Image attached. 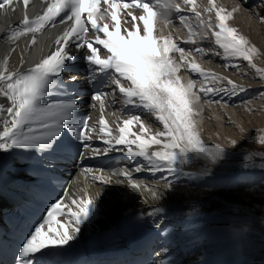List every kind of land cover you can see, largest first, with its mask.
Segmentation results:
<instances>
[{"label":"snow or ice","instance_id":"1","mask_svg":"<svg viewBox=\"0 0 264 264\" xmlns=\"http://www.w3.org/2000/svg\"><path fill=\"white\" fill-rule=\"evenodd\" d=\"M15 0H0V9L11 7ZM25 10L30 0H22ZM107 5L104 12L110 16L111 24L103 22L101 14V0H49L46 10L35 19L26 14L22 20L23 27L13 30L8 39L15 42L21 36L33 34L32 43L35 44V33L41 32L46 26H55L57 17L61 22L71 21L56 44L54 52L43 58L34 67L25 72L10 71L8 58L0 62V96L6 98L10 106L0 105V151L8 152L13 149H51L53 142L60 133L67 131L82 143L90 141L89 120L85 117L82 122L77 121L75 112L78 108L74 99L54 100L42 103L50 95L53 88L64 87L62 74L70 70L67 62L75 59L68 47L73 40L78 41L76 47L84 49V59L91 66L92 79L100 74L101 83H111L117 86L119 93L124 96L127 105H138L152 113L162 125L163 130L151 133L140 116H130L118 125V134L113 135L109 122L103 116L107 93L97 91L92 97L99 102L101 117L98 121L101 137L108 145L105 149H91L94 155H107L112 151H122L117 145L125 146L129 157H142L154 170L167 169L178 171L177 165L190 162L193 158H204L212 164L223 159L226 150L219 144L208 146L204 143L199 129V115L195 107L200 100V93L216 95L220 92H237L245 90L231 79L220 77L208 72L199 64L189 62L184 49L171 36L156 35L160 12L158 8L175 9L181 12V4L176 0H103ZM185 6L199 20V23L211 30L215 44L223 50L226 58H239L248 62L256 74L264 79V68L257 67L253 62L258 53L255 45L238 29L229 25L228 21L234 18L237 8L228 10L217 5L216 0H209L205 9L208 13H215L216 24L213 26L211 15L208 20L202 18L198 11L197 0H183ZM142 10L143 14L136 16L132 12L126 15L131 17L133 28H124L122 34L121 14L129 8ZM186 17L181 16L183 22ZM125 23L129 21L125 20ZM170 23V21H168ZM89 27L94 32V38L89 39ZM191 34L189 41L195 43L194 33L186 25ZM218 29V30H217ZM208 33L206 32L205 35ZM102 50L106 55L102 56ZM197 53L204 51L196 48ZM173 52L180 53L182 64H177L172 58ZM183 64L190 70L213 82L211 86H201L196 90V81L184 83L178 73ZM71 79L75 81L76 77ZM226 80L228 88L217 86L215 82ZM70 123V127L65 124ZM138 126L140 131L134 132ZM264 143V137L260 138ZM235 145L236 141H232ZM153 145H159L158 150L150 151ZM85 147H90L84 143ZM135 146V150L133 148ZM143 169L137 167L136 172ZM86 171L92 172V169ZM126 177L133 189H141L142 185L132 180L131 172L127 169L114 173ZM105 184L112 182L111 176L105 177L101 172L95 176ZM96 200L90 195L79 199H72L71 204L63 201L53 203L47 216L38 223L29 233L19 250L22 264H33L37 254L43 255L45 250L69 245L81 231V225L91 218L96 210ZM162 208L153 209V213L162 212ZM68 217L65 223H60L57 216ZM53 224L58 227H53Z\"/></svg>","mask_w":264,"mask_h":264},{"label":"bare ground","instance_id":"2","mask_svg":"<svg viewBox=\"0 0 264 264\" xmlns=\"http://www.w3.org/2000/svg\"><path fill=\"white\" fill-rule=\"evenodd\" d=\"M257 1L261 2V0H216V3L218 6L224 7L228 10H231L233 8L238 9V11L234 14V18L232 20L228 21V23L230 26L237 28L239 33L243 34L245 37H247V39L250 41V43L252 45H255V47L259 50L258 53L254 56L253 61L257 65V67L262 68L261 65L258 64V62L262 61L264 59V49H263L262 43H261V42H263V41H261V39H262L261 37H264V34H263V32H264L263 31L264 30V20L261 18V17H264V8H261L262 6L259 7L256 4ZM197 3L199 5L198 11H200L202 13V16H203L202 18L204 20H208L209 16L211 15V22H212L213 26H215V24H216L215 13L213 12L210 14L207 11H205V9L209 6V0H197ZM262 3L264 5V1ZM253 4L256 5L257 13H254L253 11L247 12V9H250ZM46 6H47V2H42L41 0H35L33 2V4L31 6H29L25 11L19 10V11H15L14 13L8 12L6 14H0V62H2L5 57H7L8 58V68L10 71H20L24 68H27L31 64L36 63L37 61L41 60L42 58H44L46 55L50 54L54 50V48L52 47L53 42L56 39V36L54 34H49V35H45V36L40 37L35 42V44H33L32 41H30V40L24 41V42H16L14 44L2 41V37L4 36L5 32L11 28V26L14 22H16L18 19L21 18V15L25 16V14H26L27 16H30L33 14L34 11H37L41 8H45ZM190 23H192L193 25H198L200 28L194 29V32L197 33V35L192 36V39L195 40V43L188 42L190 36H188V34H185L186 38L184 40H185V42L189 43V46L188 47H182V48L184 50H188V51H184L185 56L187 57L188 61L197 63L201 66H204V68L203 67L202 68L205 69L206 71H208L209 69L210 70H214V69L220 70V68H218L217 66L223 68L224 65H222L221 62L216 61L213 56H211L210 54L207 55L208 53L205 52V49L207 48V44L209 43V46L213 48V49H211V51L209 50V52L217 51L218 53H221L223 55V50L220 49L218 46L215 47L213 45L214 44V37L211 35V31L208 29H207V31H205V26L201 25L199 23L198 19L195 21L191 20ZM200 30L204 31L205 33L207 32L208 34L207 35H205V33L201 34ZM167 35L169 36V33L164 32V36H167ZM196 48H202V49H204V51L201 53H197L195 51ZM222 55H218V56L221 57ZM223 57H224V55H223ZM172 58L174 59V61L177 64H180V62H181L180 53H178L176 56H174ZM231 59H234V58H231ZM238 60L240 62L237 64H236V62H233L232 67H236L239 64L241 65L244 62L248 64V62H246L243 59L238 58ZM263 64H264V62H263ZM185 65L186 64H183L184 67L183 66L181 67L180 72L185 71L187 74H179L180 73L179 72L178 75L181 77V79L184 83H187L189 80H193L194 78H196L198 80V86L196 85V87L200 88L202 86V78L203 77H201L200 75L195 73L194 74L195 77L193 78L192 73H194V72L191 73L190 72L191 70L188 67V65H186V66ZM187 67H188V69H187ZM223 70H225V69H223ZM238 70H239V67H238ZM252 71L254 72V75L251 76L252 80L253 79L262 80L256 74L254 69H250V72H252ZM234 72H236V71H234ZM228 74H230V73H228ZM228 74H227V76H228ZM223 75L225 76L226 74H223ZM235 80H236V78H235ZM237 81H238V79H237ZM248 81H250V80H248ZM257 83H259V82H257ZM239 84L242 85L241 83H239ZM254 85H256V84H254ZM251 86H253V85H250V88H252ZM260 92H263L262 95L264 96V91H260ZM219 94H220V97H222L220 99L221 102L226 103V101L229 100V98H230V95L226 94V92H224V93L220 92V93L216 94L215 96H217ZM244 94L246 95V97L258 95L257 91H254L253 89L252 90L249 89V90L245 91ZM199 95H201V94H199ZM234 96H236V95H234ZM109 97L112 98L114 104H117V106L123 105L124 108L129 109V105L124 103L125 98L121 97V94L119 93L118 89L114 88V91L111 92V96H109ZM262 98H264V97H262ZM201 99L202 98H200V100L195 105V107L199 111V115L196 116L195 119L198 121V129H199V132H200V135H201L203 141L208 142V143L212 142L211 144H213V145L219 144L224 149L225 148L229 149L233 145L232 141L234 139L237 140V138L230 139L228 137H225L222 134L223 132H217L215 134L209 133V135H208L209 138L205 136V133L203 130H205V128H206V123H205L206 121L205 120L207 119V117H209L208 112L211 111V113H213V116H214V114H216L218 117H221V118L223 117L224 113L222 111H220L221 106H218L219 104L218 105L214 104L211 101L203 103V102H201L202 101ZM234 100L235 99H233L232 104H233ZM254 101H257V100H254ZM221 102H220V104H222ZM224 103H223V105H225ZM255 103H257V102H255ZM258 103H260V101ZM0 105H3L5 107L10 106L9 102L7 100H5L2 96H0ZM225 106H227V105H225ZM247 106H248V104H247ZM241 107H242V111H244L242 105H241ZM251 108L253 109V107H251ZM206 110H208V111H206ZM251 110H249V112ZM226 111H227L226 113H228V114H232V113L236 112V111H233L231 109L226 110ZM256 112H254V114ZM258 115H260V114H258ZM258 115H257V117H258ZM109 116H110V113L106 112L104 118H106L108 121H111V118ZM127 118H129V116L125 117V119H127ZM221 118H219V119H221ZM99 119H100V117H98V121H99ZM113 119L115 120L116 117L114 116ZM142 121L151 130L152 134H155L156 132L163 130V127L161 124L158 125L156 123H153L151 120L150 121L149 120H142ZM208 122H210V121H208ZM216 122H217V120H216ZM216 126H218V125H216ZM241 127H243V126L241 125ZM250 129H251V127H250ZM133 130H134V132H137V133L140 131L138 126H134ZM241 130H242V128H241ZM224 131H226V130H224ZM243 131H244V129H243ZM159 147H160L159 145H153L150 148V151L158 150ZM233 148H234V146H233ZM230 149L232 150V148H230ZM2 153H4V152L0 151V158L2 157ZM141 164H142V162H141ZM141 164L137 165L136 162H134V164H132V166L129 164V166L127 167V170H129L131 172L132 180H134V181H136L142 185L141 189H133L131 187L130 181L128 179L124 180V178H123V180H122L121 175L119 177V175H116V174H115L114 178L111 177L113 180L110 183V185L109 184H106V185L101 184L103 182L96 179L95 176L90 177V182L85 181L83 184H77L76 185V187H79V189L73 190L72 196L75 199H79L85 195H90V196L94 197L96 200V205H97L96 208L99 211V217L97 220H92L90 218L88 221H86L84 224H82L80 226L81 231L79 234H77V237L75 240L82 238L84 236H87V235L94 234L103 228L116 225L120 221H122V220H124V219H126L132 215H135V214L141 212L142 210H146L149 208H157V207L163 208V207H165L167 210H171V208H180L186 214L184 216H182L181 219H179L180 217L177 219L170 217V218H168L169 219L168 223L164 222V224L162 225V229H163V231H162V233H163L162 249H165L166 246H167V249H165L159 255L155 264H175V263H178L179 262L178 258H181L182 256H184V254L182 255V251L185 248L188 249V256L185 257L181 261V264H244L245 263V256H248L251 253L250 250L255 251V247L259 246L260 242L252 243L251 240H249L247 238H243V241L239 240L238 246H236L233 249L230 248L229 247L230 242L232 244H234L232 241H230L232 239V237H234L233 233H231L233 231L232 230L233 227H227L226 224L227 223L232 224V222L235 223L237 221V219L244 218L245 222H247V224H249V225H247L248 227H250V226L263 227L264 225L261 223H264V218H263V220L262 219H251L248 216H246L245 214L244 215L239 214L238 216H235V214L238 213L236 211H238L239 208H237L238 207L237 205H232L229 203L228 200H225L223 198V196H225L226 192H221L219 194H216V192L210 191V193L215 194V197H216L215 199H212L210 196H213V195H210V196L207 195V193H206L207 191L202 190V189L196 190L194 188L192 189V188H187V187H179V186L176 187V186H174L175 188L170 187L169 189H171V190H168L166 187H164L162 185H158V186L155 184L148 185L147 182L146 183L139 182V180L145 178L144 174L135 171V169L137 167H141ZM249 164H251V162ZM255 164H256V162H255ZM213 165H215V164H212L207 159L193 158L190 162L183 164L182 166H185L187 168V170L191 169L192 172H194V173H195V171H197V172H200V173H203L206 175L217 176L218 175V171H217L218 167H217V169H215L216 167H214ZM216 165H220L219 161L216 163ZM185 167H184V169H185ZM255 167H257V166H255ZM221 169H222V167H221ZM237 169H238V167H237ZM255 170L256 169H254V171ZM189 171H188V173H189ZM205 171H208V172H205ZM251 171H252V169H251ZM157 172L161 173L160 170H157ZM110 174H112V173H110ZM232 174H234V173H232ZM108 176H110V175L108 174L106 177H108ZM204 179L207 181L209 179V176H205ZM231 182H233V181H231ZM242 185H243V183H242ZM241 189L242 190L237 191V192H240L238 195L239 197L236 198V196H235V198H234V200H236L237 202H241L242 199L244 200L245 198H247L250 195L249 193L245 192V190H246L245 188H244L245 190H243V188H241ZM254 189H256V188H254ZM236 190H238V189H236ZM170 191H172V192H170ZM176 191L178 193L177 195H175ZM220 194H222V196H219ZM233 195H236V193H234ZM258 196H259V194H258ZM244 202H247V200ZM242 204H244V203H242ZM246 206H247V204H246ZM197 207H199L202 211H206V212L203 215H199L197 212L198 209H196ZM251 207L253 208L254 206H251ZM163 210L166 211L165 209H163ZM190 211H195V213L190 215V213H189ZM213 211L218 212V213L219 212H227V213H233V214H230L231 216H229V214H227L226 216H223L222 219H219V218L216 219L215 216L212 213H210ZM253 221H255V222H253ZM213 223L216 225L211 227V224H213ZM180 227L184 228V231L187 232L185 239L180 237V234L178 233V228H180ZM193 234H196V237L201 236L202 240L201 241L198 239L192 240L190 238V236ZM177 242H178V245H181L182 251L178 248ZM213 242H214V245L218 247V249L224 250L222 252V255L225 256L224 260L222 258L217 259V258L208 256V255L204 256L203 258H200L201 255H199V254H201V253L200 252L195 253L197 248L205 247L207 245H212ZM243 247H248L249 251L243 255H238L241 248H243ZM189 249H190V251H189ZM196 257H199V259H196Z\"/></svg>","mask_w":264,"mask_h":264},{"label":"rangeland","instance_id":"3","mask_svg":"<svg viewBox=\"0 0 264 264\" xmlns=\"http://www.w3.org/2000/svg\"><path fill=\"white\" fill-rule=\"evenodd\" d=\"M263 1L264 0H261V2L257 1L256 4L259 7L262 6L261 8H264V5L262 3ZM250 11L257 13V8H256L255 4H253L250 9H247V12H250ZM261 18L264 20V17H261ZM205 31H207L206 28H205ZM200 33L203 34L205 32L201 31ZM263 34H264V32H263ZM261 38H262L261 41H263V42H261L262 47L264 49V37H261ZM213 45L215 47L217 46L215 44V42ZM211 49H213V48L210 47L209 43H208L207 48L205 49V52L208 53V55L210 54L211 56H213L216 61L221 62V64L224 66H223V68L217 66L218 68H220V70L214 69L215 70L214 71V70L209 69L208 71L215 73L220 77H225L227 79H231L234 82L236 81V83L238 82L237 83L238 85H240L239 83H241L242 84L241 86H243V88H245V90L237 91L234 93L229 92V91H225L226 94L230 95V98H229V100L226 101V103L220 101V99L222 98V97H220V94L215 96V95H205L203 93H200L201 94L200 98H202L201 102L206 103V102L211 101L214 104H217V105L219 104L218 106H221L220 111H222L224 113L223 117L221 118V117H218L216 114H214V116H213V113H211V111H209L208 112L209 117H207L208 120L206 118H205L206 120L204 119L206 121L205 122L206 128L203 131L205 133V136L208 138H209V136H208L209 133L215 134L217 132H223L222 134L225 137H228L230 139L237 138V140H235V139L233 140V141H236L235 145H232L230 147V148H232V150L230 148L229 149L225 148L226 153H225L224 158L219 160L220 165H216V164L213 165L214 167H216L215 169H217V167H218V169H217L218 175L215 177H213L212 175H206V174H203V173H200L197 171H195V173H194V172H192L191 169H189L190 170L189 171V170H187V168L185 166L178 165L179 170L176 172H171L167 169H161L160 170L161 173L166 172V175L163 178L156 176L154 180L149 178L147 180H140L139 182H142V183L147 182L148 185H153V184H155L157 186L162 185V186L166 187L168 190H171V189H169L170 187L175 188L174 186H176V187H178V186L179 187H187V188H192V189L194 188L196 190L202 189V190L207 191L206 192L207 195H209V196L213 195V196H210L212 199H215L216 197H215V194H211L210 191H214V192H216V194H219L221 192H226V194H225V196H223V198L225 200H228L230 204L237 205L238 206L237 208H239V210L236 211L238 213L235 214V216H238L239 214H243V215L245 214L246 216H248L251 219H262L263 220V218H264V172H263L264 171V143L260 142V138L264 137V98H262L264 96L262 95L263 92H260V91H264V85H263L264 79H262V80L253 79L252 80L251 76L254 75V72L253 71L250 72L251 68H249L247 63L244 62L241 65L239 64L240 66L237 65L236 67H232L233 62H236V64L240 62L238 60V58H234L235 60L231 59V58H226V57L224 58L223 55L221 53H218L217 51L212 50L213 52H209V50L211 51ZM218 55H222L221 56L222 58L219 57ZM263 62H264V59L262 61L258 62V64L261 65L262 68L264 67ZM180 64H182V61L180 62ZM201 67L204 68V66H201ZM238 67H239V70H238ZM223 69H225V70H223ZM234 71H236V72H234ZM191 73H192V71H191ZM228 73H230L231 75ZM179 74H185V72L182 71ZM194 74L195 73H192L193 78L195 77ZM223 74H226V75L224 76ZM227 74H228V76H227ZM234 77L236 78V80ZM237 79H238V81H237ZM193 80L196 81V85L198 86V80L196 78H194ZM248 80H250V81H248ZM257 82H259V83H257ZM212 83L213 82L205 81L204 78H202V86H211ZM215 83L217 86H221V87H225V88L229 87L227 85L226 80L217 81ZM254 84H256L258 87ZM250 85H253V86H251L252 88H250ZM249 89L250 90L253 89L254 91H257L258 95L246 97L244 92L249 90ZM196 90L198 91L199 87L198 88L196 87ZM222 93H224V92H222ZM234 95H236V96H234ZM233 99H235V100L232 104ZM254 100H257V101H254ZM259 101H260V103H258ZM220 102L222 104H220ZM255 102H257V103H255ZM223 103L227 106L223 105ZM247 104H248V106H247ZM241 105L243 106L244 111H242ZM251 107H253V109ZM229 109L236 111V112L232 113V114L226 113L227 112L226 110H229ZM249 110H251V111L249 112ZM206 111H208V110H206ZM254 112H256V113L254 114ZM256 114L257 115L260 114V115H258V117H257ZM148 117H149V120H151L153 123L160 125V123L155 119L153 114H150ZM219 118H221L222 120ZM215 119L217 120V122ZM208 121H210V122H208ZM216 125H218V126H216ZM241 125L243 127H241ZM250 127H251V129H250ZM241 128H242V130H241ZM243 129H244V131H243ZM224 130H226V131H224ZM204 143L208 146L213 145V144H211L212 142H210V143L204 142ZM233 146L235 149L233 148ZM250 162H251V164H249ZM255 162H256V164H255ZM255 166H257V167H255ZM184 167H185V169H184ZM221 167H222V169H221ZM237 167H238V169H237ZM251 169H252V171H251ZM254 169H256L255 170L256 172L254 171ZM188 171H189V173H188ZM205 172H208V171H205ZM232 173H234V174H232ZM205 176H209V179L207 181L204 179ZM231 181H233V182H231ZM242 183H243V185H242ZM241 188H243V190L246 189L245 192L249 193L252 197L249 195L244 200L242 199L241 202H237L236 200H234V198H235V196H236V198L239 197L238 195L240 192H237V191L242 190ZM254 188H256V189H254ZM236 189H238V190H236ZM170 192H172V191H170ZM234 193H236V195H233ZM177 194L178 193L176 191L175 195H177ZM258 194H259V196H258ZM219 196H222V194H220ZM246 200H247V202H244ZM242 203H244V204H242ZM246 204H247V206H246ZM251 206H254V207L252 208ZM205 212L206 211L200 210L198 212V214L203 215ZM210 213H212L216 219H218V218L222 219L223 216H226L227 214H229V216H231L230 214H233V213H227V212H219L218 213V212H214V211L210 212ZM253 222H255V221H253ZM261 224L264 225V223H261ZM214 225H216V224H214V223L211 224V227H213ZM247 225H249V224H247V222H245L244 218L237 219V221L235 223L232 222V224H230V223L226 224L227 227H233L232 228L233 231L231 233H233L234 237H232V239L230 241H232L234 244H232L230 242L229 247L232 249L235 248L236 246L239 245V240L243 241V238H247V239L251 240L252 243L260 242L259 246L255 247V251L250 250L251 253L248 256H245V263L244 264H264V226L263 227H256V226L248 227ZM178 233L180 234V237H182L184 239L186 238L187 232L184 231V228L181 227L180 230H178ZM190 238L192 240H195V239H198L200 241L202 240L201 236L196 237V234L191 235ZM223 251L224 250L218 249V247L215 246L214 242H213L212 245H207L205 247L197 248L195 253L200 252L201 253V254H199V255H201L200 258H203L204 256L208 255V256H211V257H214L217 259L222 258L224 260L225 256L222 255ZM248 251H249L248 247H243V248H241L238 255H243ZM196 259H199V257H196Z\"/></svg>","mask_w":264,"mask_h":264}]
</instances>
